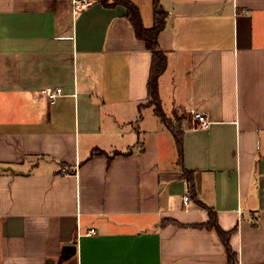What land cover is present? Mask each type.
<instances>
[{"label": "crops", "instance_id": "obj_1", "mask_svg": "<svg viewBox=\"0 0 264 264\" xmlns=\"http://www.w3.org/2000/svg\"><path fill=\"white\" fill-rule=\"evenodd\" d=\"M130 1L152 27L153 0ZM160 3L159 94L205 208L172 133L139 110L151 52L126 9L0 0V264H228L211 212L236 264H264V0Z\"/></svg>", "mask_w": 264, "mask_h": 264}, {"label": "trees", "instance_id": "obj_2", "mask_svg": "<svg viewBox=\"0 0 264 264\" xmlns=\"http://www.w3.org/2000/svg\"><path fill=\"white\" fill-rule=\"evenodd\" d=\"M97 1L105 7H117L119 5L123 6L126 9V18L133 26L136 37L142 40L145 43L147 50L151 52L150 73L147 80V101L144 104H140L138 106L139 110L146 106H152L155 115L172 133L177 148L179 158L178 161L181 169V178L186 181L188 195L200 207L205 208V206L198 199L195 189L194 172L187 170L183 164V133L180 127L181 119L177 115L171 118L166 115L159 94V79L166 70L167 57L158 45V36L165 28L167 12L161 6L160 0H153L154 24L152 27L146 28L142 23L139 9L130 0ZM130 153L131 150H128L126 153L114 151L108 155V158L113 159V157L117 155H128ZM95 154L101 155L106 154V152L97 149L96 152L92 153V155ZM202 226L209 229H214L217 232L226 249L228 264H236L237 256L229 243L231 231L225 232L219 227L217 217L214 212L210 213L208 221Z\"/></svg>", "mask_w": 264, "mask_h": 264}, {"label": "built area", "instance_id": "obj_3", "mask_svg": "<svg viewBox=\"0 0 264 264\" xmlns=\"http://www.w3.org/2000/svg\"><path fill=\"white\" fill-rule=\"evenodd\" d=\"M91 4V0H72V7L74 10H81L88 7ZM62 94L60 88L47 90L46 95L51 103H54L56 98ZM194 119L197 121L200 128H208L211 125V122L207 116L203 113L197 112L194 114ZM184 202L187 204L189 202V197L186 195L184 197ZM89 234H95L94 230H91Z\"/></svg>", "mask_w": 264, "mask_h": 264}, {"label": "rangeland", "instance_id": "obj_4", "mask_svg": "<svg viewBox=\"0 0 264 264\" xmlns=\"http://www.w3.org/2000/svg\"><path fill=\"white\" fill-rule=\"evenodd\" d=\"M168 109H169V106H168Z\"/></svg>", "mask_w": 264, "mask_h": 264}]
</instances>
